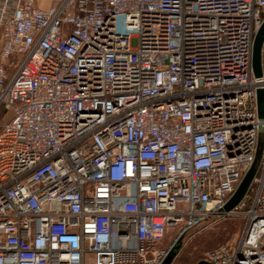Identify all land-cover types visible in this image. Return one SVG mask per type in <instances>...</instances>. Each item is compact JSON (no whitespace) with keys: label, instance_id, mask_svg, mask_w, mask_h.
<instances>
[{"label":"built area","instance_id":"built-area-1","mask_svg":"<svg viewBox=\"0 0 264 264\" xmlns=\"http://www.w3.org/2000/svg\"><path fill=\"white\" fill-rule=\"evenodd\" d=\"M46 1L0 0V264H163L231 217L202 260L264 264V143L223 209L264 130V0Z\"/></svg>","mask_w":264,"mask_h":264},{"label":"rangeland","instance_id":"rangeland-1","mask_svg":"<svg viewBox=\"0 0 264 264\" xmlns=\"http://www.w3.org/2000/svg\"><path fill=\"white\" fill-rule=\"evenodd\" d=\"M205 224L206 222H203L196 228L202 227ZM243 225L244 220L241 217L220 219L187 239V236L195 231L196 228H194L174 244V248L169 255V264H197L209 250L221 244L236 242L243 229ZM174 235V231H169V234L164 238V242L168 237L172 241ZM87 258L90 262L91 256L88 255Z\"/></svg>","mask_w":264,"mask_h":264},{"label":"water","instance_id":"water-1","mask_svg":"<svg viewBox=\"0 0 264 264\" xmlns=\"http://www.w3.org/2000/svg\"><path fill=\"white\" fill-rule=\"evenodd\" d=\"M263 47H264V18L262 20L261 25L259 26L257 32L254 35L253 43H252V53H251V68L254 79L257 83L262 81L263 69H262V58H263ZM256 103H257V115L259 121L263 119L264 115V92L261 87L256 89ZM264 143V130L261 126L258 130V139L256 152L254 155V159L238 186L236 187L233 194L229 197L228 201L225 203L223 209L225 211L233 210L244 198L247 193V190L256 175L261 153L263 149ZM170 257H168L163 264H169ZM197 264H206L204 260L199 261Z\"/></svg>","mask_w":264,"mask_h":264},{"label":"crops","instance_id":"crops-1","mask_svg":"<svg viewBox=\"0 0 264 264\" xmlns=\"http://www.w3.org/2000/svg\"><path fill=\"white\" fill-rule=\"evenodd\" d=\"M40 1H42L41 3H40ZM47 1L46 0H39V2H38V5L39 6H42V7H45V6H47ZM0 43H1V40H0ZM171 240H170V238L168 237V239H166V241H165V243H169Z\"/></svg>","mask_w":264,"mask_h":264},{"label":"trees","instance_id":"trees-1","mask_svg":"<svg viewBox=\"0 0 264 264\" xmlns=\"http://www.w3.org/2000/svg\"><path fill=\"white\" fill-rule=\"evenodd\" d=\"M5 114H6V112H5V110L4 109H0V122L3 120V118L5 117Z\"/></svg>","mask_w":264,"mask_h":264}]
</instances>
